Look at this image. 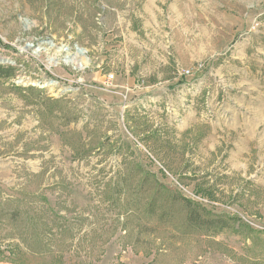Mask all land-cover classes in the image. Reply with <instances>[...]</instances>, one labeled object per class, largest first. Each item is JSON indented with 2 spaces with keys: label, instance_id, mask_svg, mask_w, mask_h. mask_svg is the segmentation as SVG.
<instances>
[{
  "label": "rangeland",
  "instance_id": "374dc122",
  "mask_svg": "<svg viewBox=\"0 0 264 264\" xmlns=\"http://www.w3.org/2000/svg\"><path fill=\"white\" fill-rule=\"evenodd\" d=\"M0 64V264H264V0H0Z\"/></svg>",
  "mask_w": 264,
  "mask_h": 264
},
{
  "label": "trees",
  "instance_id": "16d2710c",
  "mask_svg": "<svg viewBox=\"0 0 264 264\" xmlns=\"http://www.w3.org/2000/svg\"><path fill=\"white\" fill-rule=\"evenodd\" d=\"M15 71H16V68L14 66L0 64V78L3 77L5 79H8V78L12 77L13 75H15ZM13 86H15V85L13 84ZM187 201L190 202L191 200L188 199ZM38 235H39V237L37 238V240H35L36 242L39 241L41 239L40 237L42 236L40 234H38ZM40 244H42V243H40ZM34 252L36 254L44 255L47 253V250L39 249V250H34ZM0 253H2V252H0ZM52 253H54V250L52 251ZM46 262H47V264H65L62 261H59L58 263H56L54 261H46Z\"/></svg>",
  "mask_w": 264,
  "mask_h": 264
},
{
  "label": "bare ground",
  "instance_id": "6f19581e",
  "mask_svg": "<svg viewBox=\"0 0 264 264\" xmlns=\"http://www.w3.org/2000/svg\"><path fill=\"white\" fill-rule=\"evenodd\" d=\"M40 49H38V50H36L37 52L39 51ZM58 50L59 51H66L65 49H64V47H59L58 48ZM79 55V54H78ZM78 55H73V57H66V62L67 63H73V64H75V65H77L78 67H80V65H82L81 63H79V61H78V59H77V57H78ZM80 56V55H79ZM81 60V59H80ZM82 62V61H81ZM83 68V67H82Z\"/></svg>",
  "mask_w": 264,
  "mask_h": 264
},
{
  "label": "water",
  "instance_id": "95a60500",
  "mask_svg": "<svg viewBox=\"0 0 264 264\" xmlns=\"http://www.w3.org/2000/svg\"><path fill=\"white\" fill-rule=\"evenodd\" d=\"M29 46H32V44L31 45L29 44ZM76 49L77 51L82 52L83 54L86 52L85 48H82V47H77Z\"/></svg>",
  "mask_w": 264,
  "mask_h": 264
},
{
  "label": "built area",
  "instance_id": "2783aa9c",
  "mask_svg": "<svg viewBox=\"0 0 264 264\" xmlns=\"http://www.w3.org/2000/svg\"><path fill=\"white\" fill-rule=\"evenodd\" d=\"M109 77H112V76H109Z\"/></svg>",
  "mask_w": 264,
  "mask_h": 264
}]
</instances>
